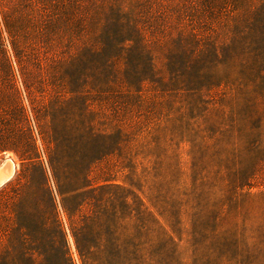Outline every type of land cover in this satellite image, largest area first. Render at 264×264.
<instances>
[{
  "label": "rangeland",
  "instance_id": "obj_1",
  "mask_svg": "<svg viewBox=\"0 0 264 264\" xmlns=\"http://www.w3.org/2000/svg\"><path fill=\"white\" fill-rule=\"evenodd\" d=\"M192 35L199 43L190 55L206 56L204 46L215 42L219 62L221 86L202 92L207 122L200 169L202 200L217 220L216 255L220 264H264V0H0V181L13 175L0 190L22 174L24 154L42 167L55 195L48 163L53 122L64 127L79 110L104 132L119 127L131 133V144L138 146L132 156L150 145L155 128L166 125L171 105L178 107L184 97L179 92L172 99L164 90L173 88L167 84L170 56L187 51ZM137 36L145 55H152L155 72L149 79L142 73L144 82L135 83L141 99L124 100L119 96L126 88L115 79L128 72L134 49L127 40ZM171 150L177 164L172 193L186 200L183 191L194 182L188 146ZM147 162L139 158L129 172L116 154L105 156L90 165V183L125 184L153 214L156 197L149 188L161 182L144 172ZM41 183L34 169L18 186L26 184L31 195ZM5 195H0V252L8 239L17 246L20 240L6 205L12 200ZM188 211L182 207L185 229ZM147 221L152 230L151 216ZM151 238L142 244L150 246ZM187 241L183 236L177 242L178 264H194ZM68 243L73 264H81L70 236ZM209 254L205 251L203 260Z\"/></svg>",
  "mask_w": 264,
  "mask_h": 264
},
{
  "label": "trees",
  "instance_id": "obj_2",
  "mask_svg": "<svg viewBox=\"0 0 264 264\" xmlns=\"http://www.w3.org/2000/svg\"><path fill=\"white\" fill-rule=\"evenodd\" d=\"M138 39L137 36L135 40H127L132 42L129 48L134 49L128 58V72L124 71L120 79L116 73L115 81L120 80L126 88L127 93L119 96L124 100L141 99V89L135 83L144 82L142 73L148 74L149 79L155 72L152 55H145ZM196 39L192 35L189 38L192 46L184 52L179 49L175 56L169 58L171 71L167 84L173 88L164 91L172 99L181 92L183 99L178 107L171 105L166 125L157 126L148 142L150 145L140 146L135 155L130 154L138 147L131 144V133L119 127L110 133L104 132L97 122L86 118V112L82 110L73 114L75 118L64 127L51 121L54 124L48 163L55 195L42 167L31 161L34 158L22 154V160L27 161L22 174L18 175L15 183L0 190V195H10L7 199L12 201L6 205H10L9 217L15 225L12 231L20 240L17 246L8 239V247L0 252V264H73L68 236L73 240L81 264H178L177 242L183 236L192 247L194 264H220L216 255L220 242L217 220L212 217L214 212H209L203 203L200 174L204 124L207 122L202 92L221 86V82L216 83L219 62H216L215 42L204 46V53H208L206 56L199 57L194 52L190 55L188 50L195 51L199 43ZM209 81L211 84L207 85ZM112 82L109 80L108 87ZM182 144L188 146L190 176L194 181L190 191H183L186 200H179L172 193V177L177 172V164L176 151L171 148ZM114 154L129 172L138 166L139 158L142 162L148 161L149 166H142L144 172L151 173L150 176L161 182H154L149 188L156 197L153 199V214L148 213L142 199L125 184L93 186L90 183V165ZM34 169L41 173L43 183L35 186V192L28 196L26 184L24 188L18 185L26 179V172ZM55 196L59 198V207L66 216L69 232L59 219ZM185 206L189 208L188 229L183 227L181 220L182 207ZM149 216L152 230L148 228ZM150 235L151 245L144 246L142 243L150 241L147 240ZM205 251L210 254L203 260Z\"/></svg>",
  "mask_w": 264,
  "mask_h": 264
},
{
  "label": "bare ground",
  "instance_id": "obj_3",
  "mask_svg": "<svg viewBox=\"0 0 264 264\" xmlns=\"http://www.w3.org/2000/svg\"><path fill=\"white\" fill-rule=\"evenodd\" d=\"M5 159H10V156H6ZM10 160L12 161V159H10ZM2 162H4V160H3ZM13 166L15 167V164H13ZM12 176H13V175H12V173H11V174H9L4 180L2 179V180L0 181V186H2L5 182L11 180Z\"/></svg>",
  "mask_w": 264,
  "mask_h": 264
}]
</instances>
